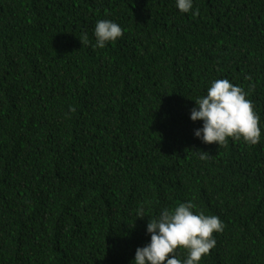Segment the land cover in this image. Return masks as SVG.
<instances>
[{"label": "trees", "instance_id": "trees-1", "mask_svg": "<svg viewBox=\"0 0 264 264\" xmlns=\"http://www.w3.org/2000/svg\"><path fill=\"white\" fill-rule=\"evenodd\" d=\"M101 19L123 30L103 49ZM223 78L258 144L194 135ZM189 200L223 222L200 264H264V0H0V264H130Z\"/></svg>", "mask_w": 264, "mask_h": 264}, {"label": "clouds", "instance_id": "clouds-1", "mask_svg": "<svg viewBox=\"0 0 264 264\" xmlns=\"http://www.w3.org/2000/svg\"><path fill=\"white\" fill-rule=\"evenodd\" d=\"M182 13L193 10L194 0H175ZM198 11V10H197ZM123 35L121 26L111 19L98 20L94 28V48L103 49L107 43L115 42ZM190 110L192 121H202V127L194 135L203 143H227L229 138L243 140L248 145L260 142L262 130L260 116L247 98V93L228 79L211 81L207 92L197 97ZM208 153L202 151L201 159ZM197 205L189 200L172 208H163L150 218L146 232L150 241L137 247L130 264H200L202 257L215 246L214 233L223 231V222L216 215L194 211ZM137 217L145 216L144 209H137ZM183 251L186 255L181 256Z\"/></svg>", "mask_w": 264, "mask_h": 264}]
</instances>
